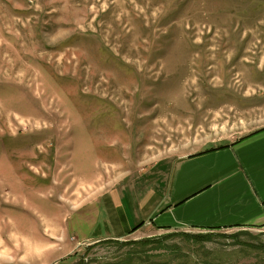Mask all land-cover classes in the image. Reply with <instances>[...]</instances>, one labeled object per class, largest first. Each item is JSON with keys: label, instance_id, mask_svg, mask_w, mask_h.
I'll list each match as a JSON object with an SVG mask.
<instances>
[{"label": "rangeland", "instance_id": "obj_1", "mask_svg": "<svg viewBox=\"0 0 264 264\" xmlns=\"http://www.w3.org/2000/svg\"><path fill=\"white\" fill-rule=\"evenodd\" d=\"M263 126L264 0H0V264H264V227L66 230L158 164Z\"/></svg>", "mask_w": 264, "mask_h": 264}, {"label": "crops", "instance_id": "obj_2", "mask_svg": "<svg viewBox=\"0 0 264 264\" xmlns=\"http://www.w3.org/2000/svg\"><path fill=\"white\" fill-rule=\"evenodd\" d=\"M165 168L158 164L138 181L81 205L66 230L83 243L152 229L264 227V126L180 158L169 175Z\"/></svg>", "mask_w": 264, "mask_h": 264}, {"label": "trees", "instance_id": "obj_3", "mask_svg": "<svg viewBox=\"0 0 264 264\" xmlns=\"http://www.w3.org/2000/svg\"><path fill=\"white\" fill-rule=\"evenodd\" d=\"M142 226V223L137 225L135 228L132 229V231H135L137 230L138 228H140ZM243 233L245 231H242ZM238 235H240V233L236 234L235 237H237ZM186 237L190 238L191 240H193L194 242H201V240H204V239H207L208 236L211 237L212 236V232H208V233H205V234H198V235H192V234H185ZM105 240H112V241H115L113 239H105ZM102 241V240H100ZM104 241V240H103ZM117 241V240H116ZM149 241H152V240H144V242H149ZM132 242V241H131ZM130 242V243H131ZM141 244L142 242L141 241H138L136 242V244ZM133 244V243H132Z\"/></svg>", "mask_w": 264, "mask_h": 264}]
</instances>
